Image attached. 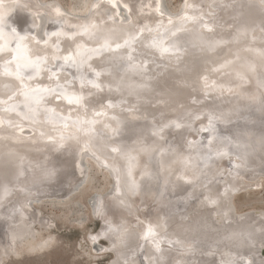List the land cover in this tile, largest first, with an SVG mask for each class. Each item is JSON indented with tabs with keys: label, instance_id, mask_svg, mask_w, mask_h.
<instances>
[{
	"label": "bare ground",
	"instance_id": "6f19581e",
	"mask_svg": "<svg viewBox=\"0 0 264 264\" xmlns=\"http://www.w3.org/2000/svg\"><path fill=\"white\" fill-rule=\"evenodd\" d=\"M60 2L31 0L29 4L24 2L27 5L25 9L18 0H0V13L22 17L26 10L31 17L30 22L33 21L31 25L38 24V27V15H42L45 20L41 28L43 37L37 34V29L28 27L27 21L21 24L12 20L11 28L17 29L19 49L13 42L11 31L4 29L3 34H0V48L4 49L0 51V76H8V73L16 75L17 64L23 65L21 60L27 54L26 51L34 49L29 54L30 59L35 60L44 55L41 58H45V63L41 65L39 75L21 69L23 74H20V78L28 79V83L36 82L34 87L66 86V93L77 92L80 94L78 96L83 97L81 105H69L67 99H61L66 105L60 109L54 105L56 94L46 95L42 101L44 109L51 110L48 114L46 111L35 112L34 115L28 112L23 107L25 100L20 99L22 95L12 101V105H21L16 112L7 111L12 105L0 103V121H3L0 124V164L4 160L8 162V167L1 172L2 175L0 173V196L3 194L2 189H9L0 207V235L5 233L1 228L6 224V240L10 236L21 238L29 235V222L38 218L34 202L44 197L66 198L78 190L88 175L87 170H91L88 162L94 161L89 155H84L89 152L96 156L98 163L94 162L101 164L99 166L106 169L107 173L108 170L119 172L124 179L122 195L126 202L123 196L114 197V190L105 194L94 192L87 198L88 203L92 204L90 200L96 194L94 215L100 216V209L103 215L100 233L109 231L114 237L120 260L138 257L139 253L148 260V264H264V256L258 254L260 247L264 246V210H257L260 214L249 208L238 212L230 196L234 189L259 187L255 181L253 185L242 181L240 176L246 175L238 171L239 160L230 154V148L228 150L221 140L229 137L231 131L252 142L258 140L256 131L264 133V76L260 78L256 74V83L251 81L234 85L228 90L222 83L221 90L216 93L213 86H220L219 81L222 79L217 82L214 79L217 72L211 73V70L216 63H211L212 60L210 62L205 53L192 50L184 55L173 51L162 53L159 48L150 46L155 38L167 48L164 40L173 33L175 36L172 38H178L183 47L189 42H206L209 46L219 44L220 50L231 44L233 38L241 36L242 31H246L244 39H255L257 31H261L259 36L264 34V0H183L177 12L170 11L164 0H73L67 8ZM113 2L117 7H112ZM62 19L68 21V26H59L58 30L56 27ZM51 20L53 24L48 23ZM99 24L101 29L115 32L114 39L108 41L109 46L104 47L102 35H96L98 37L79 49L77 63L82 62L81 72L75 67H64L63 71H58L64 63L62 56L65 52L51 53L44 46V39L56 34V38L63 37L72 42L74 36L84 31V26L89 28L91 25L97 29ZM145 26L146 30L141 32ZM116 30L120 32L116 33ZM130 36L137 37L132 45L134 49H139V55L131 48L115 50L116 45L122 44ZM21 37L24 39L20 40ZM56 41L51 40L53 50ZM231 48L238 50L246 61L240 55L238 60L230 63L226 68L231 69L228 71L230 74L233 69L238 72L248 69V58L264 66V53L256 52L252 45L235 43ZM44 53L51 54L50 58ZM54 57L60 59L57 61ZM116 57L117 61L107 62ZM101 62L100 76H92L94 63ZM54 72L57 73L55 77L52 76ZM76 72L78 77H75ZM2 80L8 81L3 78L0 82ZM87 81H94L99 87H93ZM224 87V97L230 95L233 100L236 98L235 105L245 108L247 116L230 123H225V113V116L216 119L213 116L215 123L212 125L224 128L214 134L218 139L215 150L220 153L211 158L209 155L214 148L205 140V132L210 134L213 127L209 126L211 116L196 121H192V118L197 112L201 114L207 109L225 108L224 101L217 98ZM13 92L22 91L17 86ZM8 94L3 96L7 97ZM47 96L51 98L47 99ZM78 106H83L81 114L72 115L66 111L76 110ZM25 112H28L29 119L23 118ZM188 112L192 114L185 120L183 113ZM107 114L122 115L130 120L124 122L126 127L124 125L120 137H108L112 133L108 134L111 128L107 124ZM254 115L260 120L251 119ZM233 116L229 114L226 118ZM96 118L102 131L101 139H95V145L88 146L86 136L94 134L89 131L92 127L89 126V119ZM103 118L102 122L100 119ZM177 124L180 127H176ZM172 126L175 128L171 129ZM92 129L96 134L98 129ZM141 136H144L145 142L140 141ZM119 142L126 148L121 153L118 149L113 151ZM148 143L153 144L150 152L142 151L141 148ZM26 154L31 161L23 158L27 165L24 168L29 171L26 172V178H19L22 171L18 168L19 156L27 157ZM189 156L190 163H195L196 168L204 165L208 159L211 168L223 173L216 178L199 174L189 166L188 161L187 164L184 162ZM128 157L132 161L130 165H133L131 176L128 173ZM262 157L264 163V155ZM88 158L90 160L86 161ZM161 158L165 159V164ZM66 163L70 166L66 167ZM51 168H55L57 174L48 178L46 174ZM166 172L171 178L168 182L165 179ZM38 191L41 192L39 195ZM26 219L29 222L24 221ZM149 231L152 235L146 238ZM104 238L111 245V241L106 236ZM178 238L180 242L176 241ZM181 241L186 244H180ZM175 244L181 245L180 249L178 247L181 255L173 260L172 250L175 247L171 249V245ZM115 257L114 254L111 264H114Z\"/></svg>",
	"mask_w": 264,
	"mask_h": 264
},
{
	"label": "water",
	"instance_id": "95a60500",
	"mask_svg": "<svg viewBox=\"0 0 264 264\" xmlns=\"http://www.w3.org/2000/svg\"><path fill=\"white\" fill-rule=\"evenodd\" d=\"M18 1H20L23 4H24V2L26 4H29L31 2V0H18ZM26 6L24 4L25 9H26ZM186 8H188V6H186ZM23 15L24 16L20 17L18 14L11 15V14H6V13H0V16L5 17V23L7 25V27H5V29H7L8 31L9 30L11 31L12 20L13 21H16L18 23H21V24H22L23 21H27L29 23L28 24V27L32 28L33 30L37 29V31H36L37 34L43 37L44 34H43L41 28H42V25L45 22L44 17L42 15H40V14L38 15L39 18H40V22H39V27L40 28H39L38 27V24H34L33 26L31 25V23L33 21L30 22V18L31 17L29 15V12H27L26 10H24ZM39 18H38V20H39ZM67 22H68L67 20L62 19L61 20V23L56 28H58V30H59V26H61V27L68 26ZM48 23L49 24H53L52 20L50 22H48ZM100 25L101 24H99V28H97V29H94L90 25V27L88 29H90L92 31H88V32H85V33H83L84 32L83 31V32L79 33L78 35H76V36L73 37V39L71 40L72 42L66 41L63 37L56 38L55 37L56 34L49 35L48 37H46V39H44L45 40L44 46L51 53H53L54 51H64L65 52L64 53L65 54L64 56H68V55L71 54L73 57H75L76 59H78L77 55L79 54L78 53L79 52V49L82 48L84 45H86L88 42L93 41L94 38L98 37L96 35H99V36L102 35V38L104 40V43H105V41H111L112 39H114V36L115 35H113V34H115V32L114 31L113 32L108 31V29H104L103 30V29L100 28ZM22 28L25 29V27H22ZM38 28H39V30H38ZM116 28H118V27H116ZM117 32H120V31L116 30V33ZM245 32L242 31L241 32V36H237V37L233 38L232 41H231V44H229L227 46H224L221 50L218 47L219 44L217 46H215V44L209 46V45H207L206 42H189L188 44H186V47H183V46H181L182 43L178 40V38H176V39L175 38H172L173 35H169L164 41L166 42V44L168 46L167 48L170 49V51H168L170 53L173 51V52L179 53L180 55H184V54H188L189 50H192L193 52H196V53L197 52H200V53L203 52V53L206 54V56H209V57H206V58H209L208 59L209 61L212 60V62L210 61L211 63H216V65L214 66V68L211 70V73H213V72L216 73L217 72L216 73L217 75L214 76V79L216 80V82L219 81V79H222L221 81H219L220 86H216V85L213 86V90L217 93L219 90H221L220 87H222V85H221L222 83H225L226 90H228L231 87H233L234 85L235 86H238V85H241V84H244V83H247L248 84L251 81L256 83V81H257V79L255 78V75L256 74L259 77L261 75L264 76V66L261 63H259L258 61L253 60V58H248V60H249V68L248 69H245V70L243 69L244 70L243 72H238V71H235L233 69L232 72H231V74H230L228 71H231V69H229V68L226 69L227 67H229L230 63H232L233 61L238 60L240 58L241 53L238 52V50L236 51L235 49L233 50L231 48L235 43L238 44V45H242V44H245V43L247 45H252L254 47V49H256V52H263L264 53V34L262 33L259 36V34L261 32L259 30V31L256 32L257 34L255 35V39H252V38H250V39H244L245 38V36H244ZM92 33H94V35ZM108 34H112V35H108ZM55 39H57V41H56V43H54L55 44V48H54L55 50H53L52 47H51V45H50V43H51V40H54L55 41ZM127 39L128 38L124 39L121 42L122 44H120V45L122 47L119 48V49L131 48V49H133L139 55V53H141V52L139 51V49L138 50L137 49H134L132 43L130 44V46H126V47L123 46L125 44V41ZM58 41H59V43H58ZM258 44H260V45L258 46ZM173 45L175 47H172ZM245 48L248 49L250 47H245ZM30 50H32V51H30ZM30 50L29 51H26L27 54H25V57L23 58V60H21V62H24L25 63L27 60H31L29 54L31 52H33L34 49H30ZM115 50H118V49L116 48ZM135 52L133 54H135ZM44 54H45V56L47 58H50V55L51 54H49V53H44ZM130 55H132V54L130 53ZM64 56H62V57H64ZM41 57H44V55H42ZM95 57L96 56H94V58ZM241 58H242V60L246 61V59H244V57L242 55H241ZM92 60H94V59H92ZM221 60H223V61H221ZM18 61L20 62V60H18ZM115 61H117V57H116V59H108L107 62L113 63ZM103 62H105V61H103ZM99 64H103V63L102 62L101 63H98V64L94 63V66L92 68L93 71H91V72H92V76H94V77H97L94 73L100 71L99 70V67H100ZM81 69H80V72H81ZM108 70H109V73H110V69H108ZM80 72H79V74H80ZM253 72H255V73L252 74ZM20 74L22 75L23 73H20ZM1 75L2 76H0V79H3V78L8 79V81L7 80H5V81L2 80V82H0V101H7L6 105H12L13 99H15V97L20 98V96L22 95V93L24 91H26L27 89L37 88V87H34L35 84H37L36 82L35 83H28V79H24L22 76L20 78L19 77L20 75L19 76L17 74L16 75L15 74H12V76L11 75H8L7 76V75H3V74H1ZM222 75H224V76H222ZM225 75H228L229 77H225ZM75 77H78V73L75 75ZM260 84L258 86H260ZM17 86L19 87V90L22 91V92H20V93L19 92H13L14 91V87H17ZM31 86H33V87L32 88H29ZM225 87L223 88V91L221 93L223 95H221V94L220 95H217V98H221L224 101L223 105H225V108L223 107L222 110L221 109H217V108L211 109V110L207 109V110H204L201 114L199 112H197V114H195V116L192 118V121H196V120H198V119H200V118H202L204 116H211V117L214 116V118L216 119V118H218L221 115L223 116L224 115L223 113H225L226 116H229V114H234L235 116H233V118L232 117L226 118V116L224 115L225 116V118H224L225 119L224 120L225 123H230V122H234L236 119L237 120L238 119H241V117H243V116L244 117L247 116V113H245L246 112L245 111L246 110L245 108L237 107L235 105L237 103V102H235L237 100L236 98H234V100H233V98L230 95H229V97H224L226 95V93H225L226 92ZM213 90L210 89L209 91L213 92ZM11 91H12V93H11ZM7 93H9L7 95V97L3 96V95H6ZM73 93H75L76 95H80L77 92H73ZM9 97H11V99H9ZM4 98H6V99H4ZM50 98L51 97L48 98V96H47V99H50ZM263 98H264V94H263ZM20 99H21V101L22 100H25L24 95H22V97ZM54 101H55L54 105H55L56 108L63 109L65 107L64 105H66L63 100H57V99H55ZM59 101H62L63 103L62 102H59ZM242 103H245V102L242 101ZM1 104H4V103H1ZM31 107L33 109H35V112H37V113L40 112V111L42 113H43V111H46L47 114L49 113L48 110H45L44 109L45 106H44V102L43 101L39 105H37L35 103H32L31 104ZM82 107L83 106H78V109L76 107V110L73 108L71 110H66V111H68V113H70L72 115L81 114L82 111H83V108ZM191 114H192L191 112L183 113V115H184L183 118L185 120L187 118L189 119V117H190ZM107 116H106L108 118L107 124L109 123L108 124L109 125L108 127H110L111 130H112L111 131L109 129L108 134L109 133H112V134L111 135L109 134L108 137L109 138L117 137V136L120 137V133L123 130V127L125 125L124 122H127L128 123L130 120L127 119V118L121 117L122 115H120V116H114V115H111V114L110 115L107 114ZM251 119H253V120H260V118L257 117L256 115H254V117L251 116ZM89 120H90L89 126H92V127H95L96 129H98V131H96V134H95V131H93L92 127H90L91 129L89 131L92 132V133H94V134H88L89 136H86V134H85V136L87 137V140H88V143H87L88 146H90V145L93 146V145H95V142H94L95 139H101V133H102V131H101V128L98 126V121L99 120L97 118L96 119H93V120H91V119H89ZM100 120L103 122L104 121V118L103 119H100ZM212 123H215L214 120H213ZM101 126L104 127V125H101ZM212 126L213 127H212V130H211V133L210 134L207 133V132H205V135H207V137H206L205 140L207 142H210V138L209 137H211V143H210V145L214 149H212V152L210 151L211 153H210L209 156L211 158H215L216 156L219 155L218 153H220V152L216 153L217 151L215 150V147H216L215 144H217V140L218 139L215 138L216 135H214V134H216L215 133L216 131L220 132L224 127L219 126V125L218 126L217 125H212ZM125 127H126V125H125ZM173 128H175V126H172L171 127V129H173ZM256 130H254V131H256ZM255 134H257L258 140H255L253 142L252 141L245 140V139L239 137V134L236 133V132H234V131H231V133L229 134V137H223V138H221V140H223V144L228 147V150L230 148V154L239 160L240 166H239L238 169H240V170H238V171H241L240 173L245 174L246 176H250V175H254V174L256 175V172L255 171H257L258 174L259 173H261V175L264 174V163L262 161V158H263L262 156L264 155V133L259 132V131L258 132L256 131ZM140 141L141 142H145L146 141L144 139V136L143 137L141 136ZM85 144H86V142H85ZM117 144H116L117 147H115V148L118 149L119 153H121L122 150H125L126 149V148H123L122 147V145H121L120 142L117 143ZM152 147H153V144L148 143V145L143 146V148H141V150L142 151L150 152V150L152 149ZM222 153H224V152H222ZM86 154L89 155V157L92 158L95 162H97L96 161L97 158H96L95 155H93V154H91L89 152H85L84 153V155H86ZM26 156L28 158L25 157L24 155L19 156L20 157V160L18 162V165H19L18 168H19V170H22V171H20L19 178H26V175L28 173L27 171H29V170H25V168H24V167L27 168V165H25L24 162H23L24 159H25V161L29 159V155L26 154ZM209 156H208V158H210ZM1 159H2V156L0 157V161H1ZM66 159H65V161H66ZM28 161H31V159H29ZM187 161L189 163V166L193 170L197 171L199 174H208L210 177H215L216 178V177H220L221 176L220 173H223V172H220L221 170L215 169L213 167L211 168V166H209L210 163H209L208 159L204 163V165L201 164V166L200 167L198 166L197 168L195 166L196 165L195 163H190L191 162L190 156L186 160H184V162L186 164H187ZM161 162L163 164H165L166 161H165V159H162L161 158ZM131 163H132V161L128 157V173H129V176H131L132 171H133V165H130ZM7 164H8V162L6 160L2 161V164H0V173L2 171H4L8 167ZM232 164H230V167H232ZM99 165H101V164H99ZM69 166H70V164L69 163H66V167H69ZM165 169L167 170L168 167L166 166ZM23 172H25V173L27 172V173L24 174ZM108 173H109V175L111 177V180H112V184H111V187H110L109 191L114 190V197L121 198L123 196L122 194L124 192L123 191V186H122L124 179L121 178L119 172H114L113 173V172H111V170H108ZM167 173H169V172H166V174ZM55 174H57L56 169L55 168L54 169L51 168L50 170L47 171L46 176L49 178L50 176H54ZM1 175H2V173H1ZM73 175H74V173H73ZM261 175H259V176H261ZM165 179L167 180V182L169 180H171L170 174H167ZM173 188L176 189V186H173ZM232 191H231V193H234L236 191V189H234ZM40 193L41 192L38 191V194L37 195H39ZM231 195L232 194H230V196ZM7 196L8 195L5 196L4 193L0 196V197H2V198H0V207L4 203V201H5V199H6ZM95 196H96V194L90 200L92 202V204H91L92 205V209H91V211H92V217L94 219H96L99 222V224H101V221L100 220L103 218V215L101 213V209H100V214H99L100 216H95L94 215L95 205H96V202H97V199L95 198ZM230 196H229V198H231ZM122 198H123V201L126 202V200L124 199V196ZM157 205H158V203H157ZM161 207H162V205H160L159 208H161ZM1 229H2L1 231L3 232V230H4L5 233L3 235H0V254H3V255L6 254V255H8L10 253L11 248L13 246H15L16 244H18L20 241H22L23 238H24V236L21 237V238H16L14 236L13 237L10 236V238H8L6 240L4 238L5 237L4 235L7 234V232H8V225L6 224ZM105 236L111 241V245H110V248H109L110 253L116 255V257L114 259V262H113L114 264H148V262H147L148 260H145L143 258V256H141L138 252H137L138 253L137 254L138 257L132 256L131 258H129L127 260H124V261L120 260V257H119L120 256V253L118 251V246H117V244L115 242L114 237L109 233V231H105L104 233H100L99 236H98V239H103Z\"/></svg>",
	"mask_w": 264,
	"mask_h": 264
},
{
	"label": "rangeland",
	"instance_id": "374dc122",
	"mask_svg": "<svg viewBox=\"0 0 264 264\" xmlns=\"http://www.w3.org/2000/svg\"><path fill=\"white\" fill-rule=\"evenodd\" d=\"M60 1L67 8L73 0ZM164 1L172 12H177L183 3V0ZM89 160V158L86 159V161ZM93 162L92 160L88 162L91 165L90 172L87 170L86 179L70 196L44 197L33 203V207L38 211L37 220L33 222L24 220L31 224V233L12 247L8 255H1L0 264H111L114 254L110 253V242L106 238L98 239L101 224L99 226V222L90 216L92 207L87 198L94 192L107 193L112 180L106 169ZM259 175L261 173H256L249 178L240 176L242 181L249 185H253L255 181L259 188H247V190L244 188L232 194V202L238 212L249 208L255 210L256 214H260L259 210H264V174ZM28 236L29 239H27ZM93 237L96 239L93 240ZM179 239L176 241L180 242ZM180 244L186 243L181 241ZM175 245H171V249L175 247L172 251L176 254L172 255L173 260L181 255L179 250L181 245ZM100 247L103 249L100 250ZM260 249L258 254L264 256V246Z\"/></svg>",
	"mask_w": 264,
	"mask_h": 264
},
{
	"label": "snow or ice",
	"instance_id": "6c2138e0",
	"mask_svg": "<svg viewBox=\"0 0 264 264\" xmlns=\"http://www.w3.org/2000/svg\"><path fill=\"white\" fill-rule=\"evenodd\" d=\"M112 7L115 8L117 7L116 3L113 2L112 4ZM125 7H127V5H125ZM171 23V21H170ZM5 27H7L6 23H5V17L3 16H0V34H3L4 32V29ZM83 30L85 32L88 31V26H84ZM146 30V26L145 28H142L141 29V32H144ZM12 38H13V42H16L17 44V49H19L20 47V42L19 40H16V34H17V29L16 28H11V32H10ZM173 36H175V33H173ZM24 38L21 37L20 40H23ZM137 40V37L135 36H130L126 41H125V44L123 46H130L131 43H134L136 42ZM108 41H105V45L104 47H108ZM152 47H157L160 49V51L163 53V52H168L170 51L169 48H166L163 46V42L162 41H159V40H156L155 38L153 39V42H152V45H150ZM122 46L121 45H116V48L119 49L121 48ZM172 47H175L174 45ZM4 49L3 48H0V51H3ZM60 58L59 57H54V60H59ZM63 65H61V67L58 69V71H63V68L64 67H69V68H72V67H75L77 69V71H80L81 67H82V62L80 64L77 63V59L75 57H73L71 54L68 55V56H64L63 57ZM45 63V58H41V57H37L35 60H27L23 65H21L20 63L17 64V75L19 76L20 73H21V69H25V70H31L33 72H35L37 75H39L40 73V70H41V65ZM50 70V69H49ZM9 75L11 73H8ZM97 77L100 76V73L96 72L94 73ZM57 75V73H52V76L55 77ZM50 79L52 77H49ZM31 79V77H30ZM87 83L89 84H92L93 87H99V85L95 84L94 81H87ZM66 86H62V85H59L57 84L55 87H52V88H40V87H37V88H33V89H27L26 91H24L22 93V95H24L25 97V102L23 104V107L28 109V112H31L33 115L35 114V109H33L31 107V104L32 103H35L37 105H39L44 96L46 95H51V94H56V99L57 100H61V99H67L68 101V104L71 105V104H80L83 100V97L82 96H78L76 95L75 93H71V94H68L64 91V88ZM81 87L83 88L84 87V78L83 76L81 77ZM9 99H11V97H9ZM0 103H7V101H0ZM111 106V105H110ZM21 107V105H12L10 106L7 111H11V112H16L19 108ZM49 112H51V110H48ZM28 112H25L23 113V118L24 119H29V114ZM99 115V114H98ZM212 120H213V117H209V126L212 125ZM3 121H0V124H2ZM176 127H180V125H176ZM207 130V129H205ZM211 143V141H210ZM113 151H117V149H113ZM8 191L9 189L7 187H5L3 189V193L4 195L6 196L8 194ZM2 198V197H0ZM112 230V229H110ZM152 235L151 231H149V233L146 234V238L148 236ZM96 238L93 237V240H95Z\"/></svg>",
	"mask_w": 264,
	"mask_h": 264
}]
</instances>
